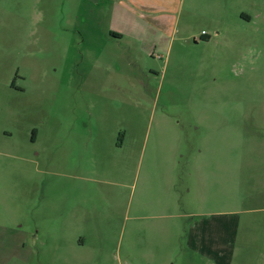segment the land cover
Segmentation results:
<instances>
[{"label":"rangeland","instance_id":"obj_1","mask_svg":"<svg viewBox=\"0 0 264 264\" xmlns=\"http://www.w3.org/2000/svg\"><path fill=\"white\" fill-rule=\"evenodd\" d=\"M112 9L0 0V264H264V0L142 39ZM205 155L224 188L189 206ZM149 159L179 161L180 210Z\"/></svg>","mask_w":264,"mask_h":264},{"label":"crops","instance_id":"obj_2","mask_svg":"<svg viewBox=\"0 0 264 264\" xmlns=\"http://www.w3.org/2000/svg\"><path fill=\"white\" fill-rule=\"evenodd\" d=\"M112 1V19L113 25L110 27V34L115 39L130 37L133 39H142L147 32L157 33L160 37H165L169 32L167 28L172 25L171 33L177 34L181 18L187 21L193 14V7L200 1L210 2L216 0H109ZM121 23V24H118ZM151 35V34H149ZM204 34L201 37H206ZM219 151V149H218ZM202 154V153H201ZM219 154V153H218ZM178 160H158L149 159L145 167V175L150 177L163 176L160 169L166 167L168 172V188L166 209L170 206L175 210H180L178 205V195L176 194L178 176ZM226 160L218 157H193L188 162L187 169V204H195V199L202 204L205 202L207 192L212 188L217 191L224 188V182L221 177L225 174L223 167ZM161 173V174H160ZM165 174V173H164ZM167 175V174H166ZM166 203V202H165ZM171 203V204H170ZM165 205V204H164ZM204 207V206H202ZM177 216V215H176ZM200 239H193L197 242L201 240L204 246V233H201ZM204 254L203 250H198Z\"/></svg>","mask_w":264,"mask_h":264},{"label":"trees","instance_id":"obj_3","mask_svg":"<svg viewBox=\"0 0 264 264\" xmlns=\"http://www.w3.org/2000/svg\"><path fill=\"white\" fill-rule=\"evenodd\" d=\"M206 39V38H205Z\"/></svg>","mask_w":264,"mask_h":264}]
</instances>
